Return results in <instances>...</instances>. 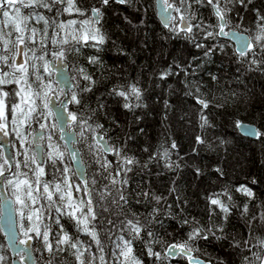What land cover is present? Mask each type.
<instances>
[{"label":"snow or ice","instance_id":"6c2138e0","mask_svg":"<svg viewBox=\"0 0 264 264\" xmlns=\"http://www.w3.org/2000/svg\"><path fill=\"white\" fill-rule=\"evenodd\" d=\"M251 4L252 0H155V4L148 3L147 0L144 3H140V0H92L89 7L82 9L78 6L77 0H0V134L4 137L14 135L20 148L24 150L4 157L3 143H0V183L11 190L18 206L15 211L18 212L20 220L27 221V226L25 223L20 224L25 239L17 240L13 236L9 245L10 248L15 249L21 261L27 259L32 264H36L33 252L39 251L48 254L46 264H60L63 259L60 254L70 251L74 257V264H143L141 257L137 256L134 251V244L140 242L144 246L142 255L146 254L153 264L157 261L163 264L171 256H182L188 264H226L222 258L217 261H205L199 255L194 254L200 252L197 242L208 241L211 237L217 241H227L230 249L239 250L241 253L246 251L248 255H242L241 264H264V237H254L252 232L254 223L264 226V202L257 205L259 211L256 214H251L250 204L256 200V193L246 184L232 189L247 197L243 205L234 203L229 189L225 188L221 193L214 194L216 198H208L210 205L207 225L201 224L195 217L183 219L181 224L188 225L190 230L186 237L178 242L168 243L163 240L159 232L153 230L155 225H162L159 216L163 206L162 201L166 203V197L156 195L151 191L137 193L144 202H155L151 211L143 219L135 212L125 211L130 196L126 194L128 174L133 171L134 166L140 163L134 155L129 154L128 144L135 138L131 133H125L122 144L109 143L111 138H105L107 129L98 122V113L103 111L106 105L98 103L93 108L87 103L86 98V94L92 93L100 82L93 78V74L79 68L77 70L79 76L71 94L67 100H61L55 105L58 112L54 113L50 107L51 97L49 96V92H52V85L50 82L45 83V76L41 73V68L43 72L50 70V62L46 59L49 55L63 62L70 54L80 52L78 45L81 42L96 50V54L87 58L88 63L102 68L103 61L100 53L104 50L103 46L111 39L108 32L104 30L102 22L108 10L115 11L114 6H125L140 11L142 15H147L149 8L156 5L159 6L158 14L164 28L177 37L182 36L189 40L194 47L203 49L204 57H209L216 51H224L226 45L219 42V37L232 36L239 41L236 51L241 63L247 66L246 70L264 73V12L254 7L251 9L256 15V28L254 34L248 36L245 35L248 29L238 31L241 29L244 16L236 12L240 23L235 25L229 19V14L237 7L248 10ZM201 5H208L212 8V13L217 20L215 25L208 24L197 16V6ZM22 9H28V15H24ZM39 9L54 13V16L47 17L39 12ZM65 12L70 14L75 12L80 16L87 14L88 18L81 21L80 25L81 28L86 24L91 25V31L82 34L79 39L75 35H72L71 40L66 35L58 39L57 37L61 36L66 25L64 21L57 22V18ZM30 20H35L37 23L42 21L45 25L42 32L35 27H29ZM124 20L135 30H140L127 16ZM74 24H76L75 20L68 21V25ZM139 25L146 27L147 21L140 19ZM49 28L53 32L51 36L48 34ZM5 29L9 30L5 31ZM205 40H211V45H206ZM89 41L92 43L89 44ZM49 43L55 45L57 50L49 49ZM70 44L73 46L65 47ZM113 45L115 46L114 41ZM37 47L42 50L39 56L36 53ZM17 57L21 58V62H17ZM195 59L196 57H193L189 60L186 66L174 60L167 69L159 73L158 79L165 80L170 75H179L180 72L187 77ZM34 61L42 63L37 66ZM5 68L8 70L5 71ZM30 69L32 70L31 75L35 77L31 82L28 79ZM211 78L216 80L214 75ZM184 83L187 86V82ZM33 84L36 85L35 88ZM8 85H16L17 88L5 90ZM196 92L199 93L198 87ZM144 93L145 90L140 86L139 80H136L114 85L108 95L118 98L120 107L132 113L133 122H136L140 117L135 115V110L146 106ZM185 95H193V93L188 91ZM16 97L20 98L19 103L15 102ZM196 100L202 106L201 112L209 107L204 99L197 96ZM68 104L76 105V110L68 111ZM21 105L25 107L22 108ZM168 107L165 101V108ZM18 112L23 117L19 123L17 122ZM65 113L67 118L64 116ZM9 114L12 117L11 120H9ZM50 116H56L57 122L49 125L47 121ZM200 118L202 128L209 124L207 116L201 115ZM31 121H35L40 129L49 133L47 135L49 151L43 153L39 159L34 150L29 155L28 134L26 130H21L24 125L30 126ZM113 123L117 122L113 121ZM235 127L246 136L257 138L264 136V133L256 128L245 126L239 121L236 122ZM57 128L61 133L58 139L67 140L73 146L83 140L86 134H89L91 140L94 141L88 147L96 156L95 162L99 165V175L93 177L91 185H103L95 202L92 199L93 189L89 187L87 181L83 184L87 199H81L79 203L73 199L71 192L66 190L72 187L68 176L71 170L65 164L66 153L67 158H75L77 153L54 141L53 137ZM73 129H77L78 132L74 133ZM140 131L143 132V129ZM74 136L78 138H73ZM39 138L45 139L44 135ZM195 143L205 145L208 142L198 135ZM219 143L224 144L226 141L220 140ZM176 147V142H171L163 152L149 156V160L143 164V167L147 168L152 161L159 162L163 159L166 167L178 169L180 165L175 164L170 158V151ZM144 151L148 149L145 148ZM197 152L198 148L193 147L192 153ZM108 153H112L117 158L114 171L113 163L106 159ZM17 156L22 159H16ZM45 165L55 169L60 178L54 182L41 183L40 177L45 175ZM193 167L196 177L199 178L202 174L201 170ZM215 170L223 176L221 168L218 167ZM29 173L34 178V183L30 181ZM251 183L253 185L257 183L255 177L252 178ZM81 187L77 184L75 190L80 192ZM169 192L170 194L176 192V188H170ZM176 199L177 206H179L180 197L177 196ZM40 200L45 203H39ZM141 202V199L136 200L137 204ZM97 206L100 209L99 213ZM167 207L170 209L172 206L167 205ZM110 208L120 225L114 238L112 229L116 228V221L113 219L105 221L102 218L98 220V216L102 217L103 213L109 212ZM234 210L239 211L238 219L245 222L248 237L238 233L229 237L226 229ZM12 211L10 201L0 199V216L5 213L10 215ZM64 216L74 223L78 231L85 233L92 243L85 246L84 242L78 238L73 239L64 223L61 222ZM105 223L112 227L106 229ZM53 226L58 230H54ZM253 238L256 241L254 244L251 242ZM104 239L110 240L112 245L107 257ZM32 240L37 241V248L20 247L29 245V241ZM93 244L96 248L95 253L92 252ZM7 259L0 247V264H6Z\"/></svg>","mask_w":264,"mask_h":264},{"label":"trees","instance_id":"16d2710c","mask_svg":"<svg viewBox=\"0 0 264 264\" xmlns=\"http://www.w3.org/2000/svg\"><path fill=\"white\" fill-rule=\"evenodd\" d=\"M144 2L145 0H140V3ZM147 2L155 4V0H147ZM91 3L92 0H77L78 6L82 9L89 7ZM253 7L264 12V0H252L248 10L237 7L235 11L229 14V19L233 25L240 23L236 12L244 16L239 31L248 29L246 33L249 35L254 34L256 28V15L251 10ZM114 8L115 11L113 9L108 10L105 19L102 21L104 30L111 36V39L103 46L104 50L100 53L103 67L88 63L87 58L96 54V50L83 42L78 45L80 52L70 54L66 62L69 66L73 85L78 79L77 70L79 68L93 74V78L100 81L92 93L86 94V98L87 103L93 108L98 103L106 105L105 109L98 113V122L107 129L105 138H111L109 143L122 144L125 133H131L135 138L128 144L129 154L134 155L140 163L134 166L133 171L128 174L126 194H130V196L125 211L135 212L143 219L151 211L155 202L146 203L137 193L151 191L156 195L166 197V203L162 201L163 206L159 216L162 225H155L153 230L159 232L163 240L168 243L178 242L186 237L190 228L188 225L181 224L183 219L195 217L201 224L207 225L210 205L208 198H216L214 194L221 193L225 188L229 189L233 202L237 205H243L247 197L232 191V189L241 184H246L252 188L256 193V200L250 204V212L256 214L259 211L257 205L264 202V136H260L256 140L248 139L237 132L235 125L238 121L249 122L255 125L257 130L264 133V73L247 71V66L241 63L233 44L220 37L219 42L226 45L225 50L216 51L215 54L204 57L203 49L194 47L189 40L182 36L177 37L171 34L160 24L155 15V7L149 8L147 15H142L140 11L131 7L114 6ZM21 11L24 15H28V9ZM38 11L47 17L54 16V13H48L45 9ZM196 14L208 24L215 25L217 23L212 8L208 5L197 6ZM125 16L140 30L137 31L128 24L124 20ZM87 18V14L80 16L75 12L63 13L57 18V22L64 21L66 27L61 36L57 38L60 39L66 35L71 40L72 35H75L79 39L82 34L90 32L91 25L86 24L83 28L80 25V22ZM140 19L147 21L146 27L139 25ZM72 20H75L76 24L68 25V21ZM29 27H35L42 32L45 25L42 21L37 23L35 20H30ZM8 30L5 29V31ZM48 34L49 36L53 35L51 28L48 29ZM88 43L92 42L89 41ZM204 43L210 46L212 41L205 40ZM71 46L73 45L70 44L65 47ZM48 47L53 51L57 50L56 46L51 43ZM36 53L39 56L42 50L37 47ZM193 57L196 59L193 61V67L189 69L190 74L187 77L183 72H180L179 75H170L165 80L158 79L159 73L167 69L174 60H178L186 66ZM34 63L40 66L42 62L34 61ZM29 71L28 79L31 82L35 77L31 75L32 70ZM41 73L45 76V83L50 82L52 85V92H49V96L53 93L57 96L59 92L53 83L52 71L43 72L41 68ZM213 75L216 80L211 78ZM136 80H139L140 86L145 90L144 104L146 106L135 110V115L139 116L140 119L133 122V114L121 108L118 98L108 95V92L118 83ZM184 82H187V86ZM35 87L36 85L33 84V88ZM197 87L199 93L196 92ZM15 88H17L16 85H8L5 90ZM188 91H191L193 95H185ZM197 96L209 104V107L203 112H201L202 106L197 103ZM17 98H15V102ZM165 101L169 105L168 108H165ZM76 108V105L69 104V111H75ZM201 115L207 116L209 121V124L204 128L201 127ZM50 117L55 123L53 116ZM9 120H11L10 114ZM20 120L19 114L17 115V122L19 123ZM113 121L117 123H113ZM36 128L35 121H31L30 126L24 125L21 129L26 130L28 134L29 155L33 151L32 135ZM141 129L143 132L140 131ZM74 130L76 133L78 132L77 129ZM198 135L205 138L208 143L196 145L195 138ZM14 138V135H9L12 155L18 151L14 149L16 148ZM58 138L59 131L56 129L53 139L64 146ZM220 140H224L226 143L220 144ZM41 141L45 150L49 151L44 139ZM173 141L176 142L177 147L170 151V158L175 164L180 165L178 169L166 167L163 159L159 162L154 160L148 164L147 168L143 167V164L149 160V156L163 152ZM91 143L94 141L91 140L89 134H86L83 140L76 143V146L85 166L86 181L89 187L93 189L92 199L95 202L103 185H91L93 177L99 175V165L95 162L96 156L88 147ZM209 145L211 146L209 147ZM193 147L198 148L196 154L192 153ZM145 148L148 151L145 152ZM46 152L44 151V153ZM16 159L19 160L22 157L17 156ZM106 159L113 163L114 171L117 158L112 153H108ZM65 164L71 170L68 176L72 178L74 184V189L66 190L70 191L73 199L79 203L81 199H86V195L83 187H81L80 192L75 190V185L82 186V184L77 180L72 170L67 153ZM193 166L201 170L202 174L199 178L196 177ZM218 167L222 169L223 176L216 172L215 169ZM24 171L27 170L24 169ZM28 176L30 181L34 183L31 173ZM253 177L257 181L255 185L251 183ZM59 178V173L55 169L45 165V175L40 177L41 183L54 182ZM62 187L64 186L62 185ZM172 187L176 188V192L170 194L169 189ZM6 191L13 198L11 190L6 188ZM177 196L180 197L179 206H177ZM220 198L225 199L224 197ZM137 199H141L142 202L137 204ZM39 203L43 204L45 201L40 200ZM167 205L172 207L169 209ZM97 211L100 212L98 206ZM238 217L239 211L234 210L226 231L229 233V237L236 233L248 237L245 222ZM101 218L105 221L108 219L116 221V228L112 229L114 238L120 225L117 217L113 215L112 209L110 208L109 212L103 213L102 217L98 216V220ZM16 219L19 238L25 239L20 224L25 223L27 226V221H21L17 211ZM119 219H123V217H119ZM216 219L218 222L219 218ZM61 222L64 223L73 239L78 238L84 242L85 246L92 243L85 233L77 230L67 216H64ZM53 227L54 230H58L55 229V226ZM104 227L108 229L112 226L105 223ZM252 232L254 237H264V226L254 223ZM169 233L171 235H168ZM251 242L254 244L256 241L253 238ZM104 244L107 257L112 247L111 241L104 239ZM197 246L200 252L194 254L199 255L205 261H217L222 258L226 264H241L242 255H248L246 251L241 253L239 250L230 249L227 241H217L211 237L208 241H198ZM0 247L8 258L6 264H12L11 255L1 232ZM31 247L37 248V241L32 240ZM158 250L162 251V249ZM95 251L96 248L93 244L92 252L95 253ZM134 251L137 256L141 257L143 264H153V261L146 254L142 255L144 252L142 243L136 242ZM33 254L36 264H46L49 258L47 253L34 251ZM60 255L63 258L60 264H74V257L70 251ZM156 264H162V262L157 261ZM163 264H188V262L182 256H176L174 258L168 257Z\"/></svg>","mask_w":264,"mask_h":264},{"label":"water","instance_id":"95a60500","mask_svg":"<svg viewBox=\"0 0 264 264\" xmlns=\"http://www.w3.org/2000/svg\"><path fill=\"white\" fill-rule=\"evenodd\" d=\"M158 13H159V6L156 5L155 6V15H156L157 20L163 26L161 17ZM245 35L248 36L249 34L245 33ZM220 38L230 41L234 46L235 52L237 53L236 50L239 47V41L238 40H236L232 36L220 37ZM48 61L50 62V71L53 72L54 84L58 87V89H60V90L62 89L64 91V94H65L64 97L61 98L60 100H58L54 94L50 95V97H51L50 107H52V110L54 113H57L58 109L55 107V105L59 104L61 100H67L68 99L69 91H71L73 89L74 85H73V81L71 79V76L69 74L68 64L66 62H61L60 60L53 61V57H51V56L48 57ZM17 62L18 63L21 62L20 57H17ZM67 108L69 111V104L67 105ZM64 116H65V118H67L66 113L64 114ZM53 118H54V121L56 123L57 117L53 116ZM240 122H242V124L245 126H252V127L256 128V126L253 125L252 123L244 122V121H240ZM236 130L240 135H242L248 139H252V140L258 139L257 137H250V136H246V135L242 134L241 130H239L237 128H236ZM58 131H59V129H58ZM73 132L76 133L74 129H73ZM44 133H45L44 129H38V130H35L33 132V135H32V146H33V150L35 151V153L37 155V159H39V157L44 153V147L41 144V139L39 138L41 135H44ZM60 135H61V133L59 132V136ZM73 138H77V137L74 136ZM60 141L69 150H75V152L77 153V156L75 158H70V163H71L72 170H73L77 180L82 184V187H83V184L86 181L85 166L81 161L79 149L76 146V144L73 146L72 144L68 143L67 140H60ZM0 143H3L4 157L12 156V150L10 147L9 136L4 137L2 134H0ZM0 199L9 200L11 203V207L13 209V211L11 212L10 215L5 213V215L0 216V232L3 235L5 245H6L8 251L11 255V263L12 264H32V262L28 261L27 259H25L24 261H21L19 259V257L16 255L15 249L9 247V245L12 242L13 236H15V238L17 240H21V239L19 238V231H18V227H17V219H16L14 200L11 196L8 195L6 188L2 183H0ZM86 199H87V197H86ZM31 244H32V241H29V245H21L20 247H28V246H31ZM33 256H34V254H33ZM174 257H176V256H171L170 258H174Z\"/></svg>","mask_w":264,"mask_h":264},{"label":"rangeland","instance_id":"374dc122","mask_svg":"<svg viewBox=\"0 0 264 264\" xmlns=\"http://www.w3.org/2000/svg\"><path fill=\"white\" fill-rule=\"evenodd\" d=\"M30 55V54H29ZM8 70V69H7ZM19 100H20V98L18 97L17 98V103H19ZM21 107L23 108V107H25L24 105H21ZM17 115H19V112L17 113ZM10 118L12 119V117H11V115H10ZM21 119H23V117H21ZM55 122V121H54ZM47 123L49 124V125H51V124H54L53 122H52V119H51V117L49 118L48 117V121H47ZM38 129H40L39 128V125H38V127L35 129V130H38ZM49 133H47L46 131H45V134H44V137H45V139H44V142H45V144H46V146H47V144H48V140H47V135H48ZM14 143H15V145H16V148H14V149H17L18 151H24L23 149H21L20 148V146H19V144L17 143V141H16V139L14 138ZM47 151V149L45 150V152ZM69 180H70V183H71V185H72V187L70 188L71 190L72 189H74V184L72 183V178H70L69 177ZM13 200H14V203H15V199H14V197H13ZM18 206L15 204V209L17 208Z\"/></svg>","mask_w":264,"mask_h":264},{"label":"flooded vegetation","instance_id":"af4514ba","mask_svg":"<svg viewBox=\"0 0 264 264\" xmlns=\"http://www.w3.org/2000/svg\"><path fill=\"white\" fill-rule=\"evenodd\" d=\"M49 56H51V55H49ZM49 56H48V57H49ZM48 57L46 58L47 60H48ZM51 57H52V56H51ZM56 60H58V59L53 58V61H56ZM63 62H66V60H64ZM66 63H67V62H66ZM68 68H69V66H68ZM52 74H53V72H52ZM53 83H54V82H53ZM55 86H56V85H55ZM56 88H57V90H58L59 93H58L57 96H56L54 93H53V94L56 96V98H57L58 100H60L61 98L64 97L65 94H64V91H63L62 89H61V90L58 89L57 86H56ZM69 92H70V91H69ZM35 125H36V127H38V124L35 123ZM41 142H42V141H41ZM42 145H43V144H42ZM43 146H44V145H43ZM44 151H45V148H44Z\"/></svg>","mask_w":264,"mask_h":264}]
</instances>
